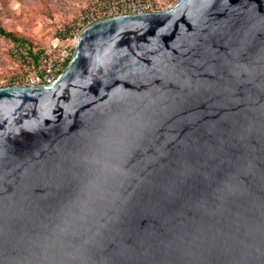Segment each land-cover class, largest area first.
<instances>
[{
	"label": "water",
	"instance_id": "95a60500",
	"mask_svg": "<svg viewBox=\"0 0 264 264\" xmlns=\"http://www.w3.org/2000/svg\"><path fill=\"white\" fill-rule=\"evenodd\" d=\"M0 264H264V0L102 18L0 87Z\"/></svg>",
	"mask_w": 264,
	"mask_h": 264
},
{
	"label": "built area",
	"instance_id": "2783aa9c",
	"mask_svg": "<svg viewBox=\"0 0 264 264\" xmlns=\"http://www.w3.org/2000/svg\"><path fill=\"white\" fill-rule=\"evenodd\" d=\"M168 0H92L78 16L60 26L44 46L31 48L12 42L10 55L18 70L0 77V87L9 85L51 84L69 62L82 30L102 18L117 14L162 10Z\"/></svg>",
	"mask_w": 264,
	"mask_h": 264
},
{
	"label": "rangeland",
	"instance_id": "374dc122",
	"mask_svg": "<svg viewBox=\"0 0 264 264\" xmlns=\"http://www.w3.org/2000/svg\"><path fill=\"white\" fill-rule=\"evenodd\" d=\"M92 0H0V26L29 41L44 46L60 26L68 24ZM174 4L176 0H168ZM12 41L0 35V77L18 70L10 55Z\"/></svg>",
	"mask_w": 264,
	"mask_h": 264
},
{
	"label": "trees",
	"instance_id": "16d2710c",
	"mask_svg": "<svg viewBox=\"0 0 264 264\" xmlns=\"http://www.w3.org/2000/svg\"><path fill=\"white\" fill-rule=\"evenodd\" d=\"M0 35L5 36L6 38H9L12 42H23L28 44L31 48H34L35 46L31 44L29 41H26L24 38H21L14 34L11 31H6L0 26Z\"/></svg>",
	"mask_w": 264,
	"mask_h": 264
}]
</instances>
